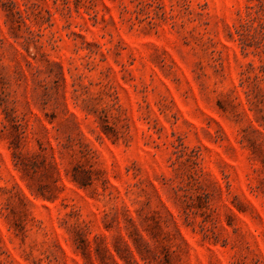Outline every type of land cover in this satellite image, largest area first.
<instances>
[{
	"label": "rangeland",
	"instance_id": "1",
	"mask_svg": "<svg viewBox=\"0 0 264 264\" xmlns=\"http://www.w3.org/2000/svg\"><path fill=\"white\" fill-rule=\"evenodd\" d=\"M0 264H264V0H0Z\"/></svg>",
	"mask_w": 264,
	"mask_h": 264
}]
</instances>
